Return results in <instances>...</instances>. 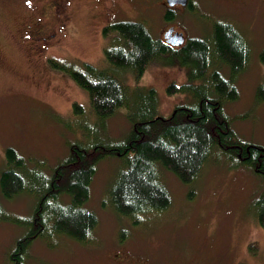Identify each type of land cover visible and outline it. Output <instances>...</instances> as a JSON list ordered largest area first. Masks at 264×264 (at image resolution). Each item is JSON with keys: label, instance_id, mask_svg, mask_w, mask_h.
<instances>
[{"label": "rangeland", "instance_id": "1", "mask_svg": "<svg viewBox=\"0 0 264 264\" xmlns=\"http://www.w3.org/2000/svg\"><path fill=\"white\" fill-rule=\"evenodd\" d=\"M27 1L0 0V170L8 146L54 165L67 152L68 141L122 139L130 128L126 115L135 109L134 94L146 88L155 89V115H167L186 100L184 94H167L165 89L170 81H186L183 67L151 61L138 78L130 70H116L128 99L102 126L94 125L86 92L69 74L52 67L50 60L107 67L104 48L110 36H104L102 29L122 19L143 21L153 36L161 38L173 26L185 39L208 36L213 20L233 22L249 43L250 57L235 78L238 96L224 110L233 117L236 133L264 145V100L255 96L256 87L264 83V63L259 58L264 48V0H191L195 12L185 5L174 8L172 21L163 19L165 0H75L69 6L68 27L56 37L32 43L26 36L38 24L39 4L30 0L27 5ZM220 69L227 75L226 66ZM74 101L86 111L83 124L82 116L72 112ZM93 126L95 134L88 131ZM124 168L119 155L97 163L85 206L96 212L98 223L88 243L59 235L56 247H50L34 239L25 264H264V227L254 207L255 197L264 191V179L250 169L215 150L193 182L183 183L162 168L171 206L133 223L111 208L108 197ZM0 201L11 215L27 216L35 200L24 194L8 200L0 194ZM22 232L14 222L0 220V264H10V245Z\"/></svg>", "mask_w": 264, "mask_h": 264}, {"label": "trees", "instance_id": "2", "mask_svg": "<svg viewBox=\"0 0 264 264\" xmlns=\"http://www.w3.org/2000/svg\"><path fill=\"white\" fill-rule=\"evenodd\" d=\"M186 7L195 12L191 0ZM175 17L174 8L166 7L163 19L172 21ZM102 33L110 36V44L104 48L107 67L88 62L76 67L50 60L52 67L69 74L86 92L94 125L102 126L128 99L116 70H130L138 78L151 61L183 67L186 81H170L165 89L167 94H184L186 100L175 104L167 115H155V89L135 93V109L126 115L130 128L122 139L111 143L68 141L67 152L54 165L6 147L0 170L1 196L10 200L24 194L35 200L27 216L11 215L0 201V220L23 228L10 245V264H25L27 249L37 238L50 247H56L59 235L80 243L91 240L98 216L85 202L97 163L109 156L119 155L125 162L108 191L110 206L133 223L171 206L170 193L161 179L162 168L183 183L193 182L214 150L264 179V145L236 133L233 117L224 110V105L238 96L235 78L250 57L249 43L233 22L213 20L208 36H189L177 46L153 36L140 20L113 21ZM259 58L264 63V48ZM222 66L227 67V75L221 72ZM255 96L264 100V83L256 87ZM72 112L85 123L86 111L77 101L72 103ZM95 127L88 131L95 134ZM254 207L256 219L264 227V191L255 197Z\"/></svg>", "mask_w": 264, "mask_h": 264}, {"label": "flooded vegetation", "instance_id": "3", "mask_svg": "<svg viewBox=\"0 0 264 264\" xmlns=\"http://www.w3.org/2000/svg\"><path fill=\"white\" fill-rule=\"evenodd\" d=\"M38 4V16L35 17V21L38 24H33L27 38L30 42L43 41L45 39H51L59 35L63 29L68 27V23L72 20V11L69 6L75 0H35ZM189 2V0H188ZM187 2V3H188ZM31 5V1H27V5ZM172 7H179L178 4H174ZM71 13V15H70ZM98 15L97 13L92 14ZM91 20L92 18L90 15ZM40 21V22H39ZM42 22V23H41ZM66 22V24H64ZM64 24V25H63ZM66 25V28H64ZM36 26V27H35Z\"/></svg>", "mask_w": 264, "mask_h": 264}, {"label": "water", "instance_id": "4", "mask_svg": "<svg viewBox=\"0 0 264 264\" xmlns=\"http://www.w3.org/2000/svg\"><path fill=\"white\" fill-rule=\"evenodd\" d=\"M167 4L173 5L175 3L178 4H185L187 0H166ZM173 28H169L165 33H164V38L168 43H171L173 45L181 44L183 41V34L182 32L175 31L172 34Z\"/></svg>", "mask_w": 264, "mask_h": 264}, {"label": "snow or ice", "instance_id": "5", "mask_svg": "<svg viewBox=\"0 0 264 264\" xmlns=\"http://www.w3.org/2000/svg\"><path fill=\"white\" fill-rule=\"evenodd\" d=\"M29 2H30V0H29Z\"/></svg>", "mask_w": 264, "mask_h": 264}, {"label": "bare ground", "instance_id": "6", "mask_svg": "<svg viewBox=\"0 0 264 264\" xmlns=\"http://www.w3.org/2000/svg\"><path fill=\"white\" fill-rule=\"evenodd\" d=\"M192 13V12H191Z\"/></svg>", "mask_w": 264, "mask_h": 264}]
</instances>
